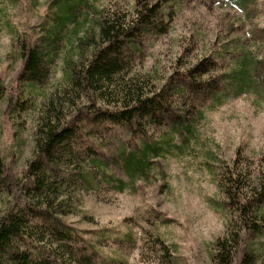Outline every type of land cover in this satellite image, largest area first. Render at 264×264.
<instances>
[{"label": "trees", "instance_id": "trees-1", "mask_svg": "<svg viewBox=\"0 0 264 264\" xmlns=\"http://www.w3.org/2000/svg\"><path fill=\"white\" fill-rule=\"evenodd\" d=\"M230 1L247 11L248 0ZM170 2L131 0L125 7L112 3L100 9L94 0H51L44 31L35 40L19 41L24 98L14 108L30 113L31 119L37 116L35 157L10 185L0 147V264H102V248L110 241L127 245L132 233L87 232L67 224L68 216L80 214L79 195L98 193L101 185L121 190L150 174L152 158L171 146L170 139H154V134L166 125L179 133L192 118L195 94L219 97L228 71L219 64L227 56H236L229 69L232 82L249 83V61L232 43L209 50L184 73L174 71L161 79L162 84L152 73H135L146 42L166 34L175 20ZM218 71L224 72L216 75ZM58 74L52 89L44 91ZM6 93L0 76V100ZM114 131L121 134L117 142L111 137ZM260 172L253 181L248 169L225 166L216 177L218 191L228 200L222 207L228 222L225 237L209 254L213 264H234L246 237L257 242L264 236ZM152 248L157 260L173 261V246L161 237ZM257 251L244 250L240 264H257Z\"/></svg>", "mask_w": 264, "mask_h": 264}, {"label": "rangeland", "instance_id": "rangeland-1", "mask_svg": "<svg viewBox=\"0 0 264 264\" xmlns=\"http://www.w3.org/2000/svg\"><path fill=\"white\" fill-rule=\"evenodd\" d=\"M50 1L0 0V76L7 89L0 100V147L7 159L10 185L17 183L35 157L37 116L31 119L30 113L14 108L24 98L19 41L35 40L44 31ZM171 1L175 20L166 34L146 42L135 73H152L162 84L174 71L184 73L207 57L209 50L232 43L231 47L238 45L242 51L239 56L249 61L250 81L243 86L232 82L229 69L236 56H227L219 64L228 70L219 97L195 94L192 118L179 133L173 134L166 125L154 134V139H170L171 146L163 156L152 158L155 165L150 174L124 184L121 190L101 185L98 193L79 195L83 213L68 216L67 224L87 232L132 233L127 245L110 241L102 248L103 259H119L116 264H213L209 254L213 244L225 237L228 222L222 208L228 200L218 191L216 177L225 166L248 169L253 181L264 171V0H248L246 12L230 0ZM130 2L94 0L100 9H109L112 3L125 7ZM69 32L68 39L72 37ZM60 77H54L44 91L52 89ZM120 136L118 131L111 134L115 142ZM158 237L173 246L172 262L167 257L157 260L152 244ZM252 246L258 250L257 264H264V236L257 242L246 237L234 264H240L243 251H252Z\"/></svg>", "mask_w": 264, "mask_h": 264}]
</instances>
